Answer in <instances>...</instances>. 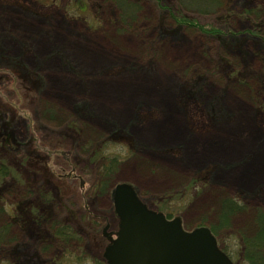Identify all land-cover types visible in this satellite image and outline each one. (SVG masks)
I'll return each mask as SVG.
<instances>
[{
	"label": "rangeland",
	"instance_id": "1",
	"mask_svg": "<svg viewBox=\"0 0 264 264\" xmlns=\"http://www.w3.org/2000/svg\"><path fill=\"white\" fill-rule=\"evenodd\" d=\"M7 132L3 157L19 174L5 196L19 201L31 182L39 204L49 190L47 225L78 208L81 231L65 251L15 223L3 233L0 213V244L20 246L0 247V264H40L38 251L108 264L118 184L187 231L208 227L232 264H263L264 245L250 242L264 219V0H0ZM110 163L111 183L96 186Z\"/></svg>",
	"mask_w": 264,
	"mask_h": 264
},
{
	"label": "water",
	"instance_id": "2",
	"mask_svg": "<svg viewBox=\"0 0 264 264\" xmlns=\"http://www.w3.org/2000/svg\"><path fill=\"white\" fill-rule=\"evenodd\" d=\"M113 197L120 230L106 248L110 264H232L208 227L185 231L178 218L147 208L128 185L118 184Z\"/></svg>",
	"mask_w": 264,
	"mask_h": 264
},
{
	"label": "trees",
	"instance_id": "3",
	"mask_svg": "<svg viewBox=\"0 0 264 264\" xmlns=\"http://www.w3.org/2000/svg\"><path fill=\"white\" fill-rule=\"evenodd\" d=\"M189 24L192 25L193 23H191L189 21ZM167 31H170V30H167ZM164 32H165V30L161 31L160 38H161V36L165 35ZM170 32H173V31H170ZM69 124L71 125V123H69ZM119 130H121V129H119ZM13 147H14V142H13V137H12L11 133L7 132V133L0 135V203H3V205L0 209V213H6L7 217L9 218L8 222L10 223V224H8V222L5 223V227H4L5 229H3L2 232L6 233L8 227L12 223H15V224L19 225L21 227V229L25 230V232H28L29 230H33V229L37 230L40 234L39 235V243L40 244L48 243V245H49V243L54 244V242L59 241L61 244H66L64 247L65 251L70 248V252H71L72 251L71 247H70L71 245L69 246V244H71V240L73 238L74 239L76 238L75 235H79V233L81 231L78 228L81 226L77 225L75 227L73 225V219H71V218H74L75 216L79 217V214H78L79 209L78 208L75 209L76 211L75 210H69V212H70L69 215L71 217H67L61 223H59V224L57 223L58 225L56 224V226L54 223L53 228H52V226L49 227V225H47L48 224L47 221H49L53 217V214H54V206L52 204H50L51 200L49 199V195H50L49 190H43L42 191V197H41V200L39 201L40 202L39 204H36L33 201L28 200L29 197L33 193H35L34 192V185L32 184L33 186H31V184H29L31 182H29V183L27 182L24 184L25 188H22V189L25 190L26 193H24L23 198L20 199L19 201L11 202L5 196L6 195V187L4 188V185L8 181L7 178L12 177L13 183L16 185L15 182H16L17 176L19 174V172L12 166V164H6L5 163L6 159H4V157H3V156H5L4 154H6L7 152H12ZM97 151H99V150L94 149L92 155H95V153H97ZM108 165H113V164L110 163L107 165H103L101 167V169L98 171L96 178H94L96 186L99 183L100 184L103 183L105 185L111 183V177L113 174L108 173L110 171V168H108ZM101 170L103 172H101ZM19 185H21V183H19ZM10 188L15 189L16 191L18 190V189H16V187H14L13 184H12V187H10ZM259 223H261V232H260L257 239L250 242L251 245L256 246V249L261 246L260 244L264 245V219H261ZM0 234H1V231H0ZM255 243H257L258 245ZM251 245H250V247L253 248V246H251ZM2 246H4V245L0 244V247H2ZM250 247H248V248H250ZM4 248H6V249L9 248V250L13 251V253H17L20 246L14 245V246L10 247L7 244L4 246ZM251 248H250V250H251ZM34 254L35 255L32 258V261H37V262L40 261V264H61V262H60L61 257L55 256V257H51V258L50 257L49 258H43L39 251L35 252ZM248 258H250L251 260H254L251 256V254L248 255ZM18 260H19V258L14 260V261H16L17 264H30L31 263L29 260H26L24 262H20ZM257 263L260 264L259 262H257Z\"/></svg>",
	"mask_w": 264,
	"mask_h": 264
},
{
	"label": "bare ground",
	"instance_id": "4",
	"mask_svg": "<svg viewBox=\"0 0 264 264\" xmlns=\"http://www.w3.org/2000/svg\"><path fill=\"white\" fill-rule=\"evenodd\" d=\"M185 49H186V50H185ZM188 49H189V48H188ZM188 49H187L186 46H184V47H182L181 49H179V50H180L179 52H180V53H187V52L189 53L190 50H188ZM117 129L124 130V127H117ZM258 141H259V139H258ZM255 151H256V153L258 152V154H260V155H257V158H259V157H261V156H264V155H262V154H263V150H262L260 147L256 148ZM136 165H137V163L134 164V166H133L134 169L138 166V165H137V166H136ZM254 165H255V164H254ZM149 181L151 182L150 179H149ZM152 182L155 183L156 180H152Z\"/></svg>",
	"mask_w": 264,
	"mask_h": 264
},
{
	"label": "flooded vegetation",
	"instance_id": "5",
	"mask_svg": "<svg viewBox=\"0 0 264 264\" xmlns=\"http://www.w3.org/2000/svg\"><path fill=\"white\" fill-rule=\"evenodd\" d=\"M80 9H82V8L80 7Z\"/></svg>",
	"mask_w": 264,
	"mask_h": 264
}]
</instances>
